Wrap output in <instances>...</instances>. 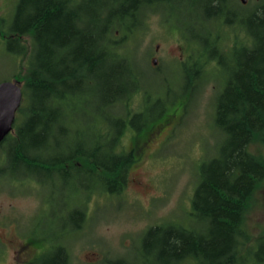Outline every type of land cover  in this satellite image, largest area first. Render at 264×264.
<instances>
[{
    "label": "trees",
    "instance_id": "obj_1",
    "mask_svg": "<svg viewBox=\"0 0 264 264\" xmlns=\"http://www.w3.org/2000/svg\"><path fill=\"white\" fill-rule=\"evenodd\" d=\"M117 1H18L8 30H0V37L8 33V39L4 38L7 50L22 54L26 47L20 37L30 36L27 70L18 77L12 75V80L21 83L26 102L17 110L23 118L20 122L17 118L12 133L0 143L5 157L0 174L19 173L35 178L41 186L74 190L72 177L87 176L90 185L100 167L103 190L121 192L132 156L109 154L123 130L137 126L136 120L143 116L141 112L129 116L115 112L122 99L139 89L135 86L140 69L133 51L125 49V35L134 26L129 18L133 21L142 5L153 8V3L171 0H121L115 8ZM189 1L203 13L204 22L210 21L208 34L214 35L210 59L221 57L219 26H239L246 40L234 42V68L215 99L213 125L224 141L217 156L203 164L198 174L191 207L199 229L196 233V228L173 224L149 227L141 239L142 264H183L189 259L198 264H232L243 234V213L264 181V156L249 149L254 144L264 147V0L245 4ZM192 67L200 73L197 61ZM78 109L80 117L75 113ZM81 131H87L91 144L78 141ZM85 152L87 159H80L78 154ZM77 211L72 217L80 216ZM56 244L37 264H68L63 246ZM258 247L264 251V238Z\"/></svg>",
    "mask_w": 264,
    "mask_h": 264
},
{
    "label": "rangeland",
    "instance_id": "obj_2",
    "mask_svg": "<svg viewBox=\"0 0 264 264\" xmlns=\"http://www.w3.org/2000/svg\"><path fill=\"white\" fill-rule=\"evenodd\" d=\"M18 1L0 0V22L4 21L0 30H8ZM121 3L118 0L113 4L118 8ZM152 7L142 5L135 19L129 18L136 30L125 35V49L133 51L140 69L135 86L139 89L122 99L115 109L118 116L135 112L143 116L136 120L137 126L128 125L123 130L114 150L130 151L144 143L145 147L129 168L128 182L120 194L95 193L87 197V203L85 195H81L78 204L85 205L87 219L81 228L57 241L66 249L68 264H142L141 239L149 227L173 224L196 228L195 232L199 229L191 207L198 174L203 164L217 156L224 141L223 134L213 125L215 99L234 68L232 46L237 40H246V35L239 26H219L221 57L210 59L214 53L210 41L214 35L208 34L211 24L204 22L203 13L193 2L171 0L153 3ZM8 35L0 37V82L13 79V74L24 75L29 59L30 36L20 37L26 50L16 54L7 50L4 38L8 39ZM236 46L238 54L240 46ZM153 57L158 59L156 64ZM195 61L201 69L199 74L195 67L190 68ZM186 66L188 69L183 72ZM25 102L23 96L22 105ZM89 105L86 110L96 104ZM75 113L80 117V109ZM17 118L20 122L22 113L16 112V123ZM80 139L88 144L92 141L87 131L80 132ZM249 149L264 156V147L259 144ZM4 159L0 152V163ZM132 177L141 180L143 188L133 186ZM44 193L47 199L41 202L38 190L19 189V173L0 174V264H36L19 261L15 247L4 244L2 235L29 244L36 255L61 229L59 219L74 225L68 212L65 217V211H59L71 206L73 196L60 200L66 204L61 207L54 198L56 190L48 187ZM242 223L243 234L232 264H264V251H258L259 240L264 238V181L254 190ZM183 264L198 263L189 259Z\"/></svg>",
    "mask_w": 264,
    "mask_h": 264
},
{
    "label": "flooded vegetation",
    "instance_id": "obj_3",
    "mask_svg": "<svg viewBox=\"0 0 264 264\" xmlns=\"http://www.w3.org/2000/svg\"><path fill=\"white\" fill-rule=\"evenodd\" d=\"M156 48H158V45H156ZM179 50L181 51V47L179 46L178 47ZM152 61L154 64L157 63L158 59L156 57H153L152 58ZM4 140V139H3ZM2 140V141H3ZM1 141V142H2ZM0 142V143H1ZM145 147V143L140 145V146H135L133 147L130 152L129 151H124V152H120V151H116L114 150L115 146L113 147V151L110 152V156H120L121 154H130L132 156V161L131 163L129 164L128 168H127V171H126V176L124 178V185L121 189V192L123 191L124 187L126 186L128 180H127V175H128V170L129 168L133 165V163L137 160L138 161V155H140V153H142L143 151V148ZM137 150L136 152H134V150ZM136 154V155H135ZM81 158H85L87 159V156H88V153L85 152V153H79L78 154ZM92 155V154H91ZM137 156V157H136ZM103 156L101 155V158L100 160H102ZM78 165V163H77ZM80 166V165H78ZM82 166V165H81ZM102 169L99 167L95 170V173H93V177L95 180H92L91 181V184L89 185L88 184V178L87 176H83V177H72V180L71 182H75L73 183L75 189L74 190H71L70 189H62V188H59L58 190H56L58 193L57 195L54 197L55 199L57 200H63V198L65 199H69L73 196L72 199H70V201L72 200V203H71V206H69L67 209L65 208H60L59 211H65L63 212V214H65V217H66V213L68 212V216L70 218H72L73 220V223L74 225H68L67 221H65L64 219H59L58 222L60 224V230L59 232H57L56 234H54L52 240L47 243V245H42L41 242L39 243L40 245L43 246V250H42V253L41 254H36V255H33L32 254V251L33 250H30L29 249V244H24V243H21V242H18L15 240V238L11 235H8V236H5V235H2V241L4 244L8 243V245H10L12 248H14V252L18 254V257H19V261H22L24 263H30L31 261H35V263L37 264V261L39 260L40 256L42 254H46L48 253L49 251H51L52 247L57 245L56 243H58L57 241L59 239H61V237L65 234H69L70 231H74V230H77L79 228L82 227L84 221L87 219V213L85 211V205H79L78 204V201L80 200L81 198V195H85V198H86V203H87V197L89 196H92L94 195L95 193L97 194H100V195H103V193H107V194H112V195H116V194H120V193H117V192H114V193H108V192H105L101 186V181H100V178L99 176L101 175V172ZM100 173V175H99ZM8 175V174H6ZM102 176V175H101ZM91 177V178H93ZM78 178H82V179H78ZM84 181V184L80 185V188H77L78 185L82 182L83 183ZM131 183L133 186H137L138 188H143L144 184L141 180L139 179H136L135 177H132L130 179ZM25 186H27V188H25ZM30 187V188H28ZM49 186H41V183L39 181H36L35 178H31V177H28L27 175H19V189H25V190H29V189H36L38 190L39 192H41V196H40V199H41V202H43V199L46 200L47 199V196L46 194L44 193V188H48ZM39 188H42V189H39ZM54 190V187L52 188ZM61 196V199H59V197ZM49 198L50 195H49ZM61 202V201H60ZM66 205L65 203L59 205V206H64ZM42 208V207H41ZM75 209H78V213H80V216H77V215H74L72 217V212L75 210ZM35 216V214H34ZM61 244V243H60ZM64 248V252H66V249L65 247L63 246Z\"/></svg>",
    "mask_w": 264,
    "mask_h": 264
},
{
    "label": "water",
    "instance_id": "obj_4",
    "mask_svg": "<svg viewBox=\"0 0 264 264\" xmlns=\"http://www.w3.org/2000/svg\"><path fill=\"white\" fill-rule=\"evenodd\" d=\"M245 4L247 0H239ZM23 99L21 83L16 80L0 82V142L13 131L16 112Z\"/></svg>",
    "mask_w": 264,
    "mask_h": 264
}]
</instances>
